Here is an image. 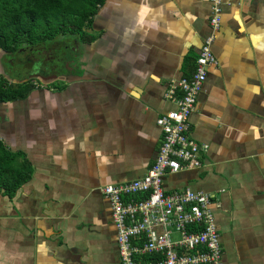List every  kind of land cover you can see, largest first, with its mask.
<instances>
[{
	"label": "crops",
	"instance_id": "0c3cea01",
	"mask_svg": "<svg viewBox=\"0 0 264 264\" xmlns=\"http://www.w3.org/2000/svg\"><path fill=\"white\" fill-rule=\"evenodd\" d=\"M210 13L209 0H104L87 50L96 72L6 103L0 141L32 172L0 190V264H121L100 188L155 160L157 117L175 107L165 90L192 74ZM211 49L188 129L208 149L164 186L213 195L225 264H264V0H222Z\"/></svg>",
	"mask_w": 264,
	"mask_h": 264
},
{
	"label": "built area",
	"instance_id": "2783aa9c",
	"mask_svg": "<svg viewBox=\"0 0 264 264\" xmlns=\"http://www.w3.org/2000/svg\"><path fill=\"white\" fill-rule=\"evenodd\" d=\"M210 33L190 76L171 80L164 96L175 107L157 117L162 132L157 155L138 178L101 186L116 229L121 264H225L211 204L213 195L191 188L167 190L166 175L202 165L208 145L189 134V117L217 59L211 45L221 23L222 0H209ZM150 255L151 258L145 259Z\"/></svg>",
	"mask_w": 264,
	"mask_h": 264
},
{
	"label": "trees",
	"instance_id": "16d2710c",
	"mask_svg": "<svg viewBox=\"0 0 264 264\" xmlns=\"http://www.w3.org/2000/svg\"><path fill=\"white\" fill-rule=\"evenodd\" d=\"M104 0H0V50L47 44L66 33L86 34ZM94 36L89 35L88 40ZM27 81H9L0 74V102L25 98L33 89ZM31 164L22 151H11L0 141V190L13 195L30 179ZM151 258L150 255L145 259Z\"/></svg>",
	"mask_w": 264,
	"mask_h": 264
},
{
	"label": "rangeland",
	"instance_id": "374dc122",
	"mask_svg": "<svg viewBox=\"0 0 264 264\" xmlns=\"http://www.w3.org/2000/svg\"><path fill=\"white\" fill-rule=\"evenodd\" d=\"M71 56L66 48L55 46L54 41L18 50L14 55H7L0 50V74L9 81H27L34 86L38 80H29L36 75L34 68L38 67L39 72L48 74L51 67L56 64L59 66L63 59Z\"/></svg>",
	"mask_w": 264,
	"mask_h": 264
},
{
	"label": "flooded vegetation",
	"instance_id": "af4514ba",
	"mask_svg": "<svg viewBox=\"0 0 264 264\" xmlns=\"http://www.w3.org/2000/svg\"><path fill=\"white\" fill-rule=\"evenodd\" d=\"M91 29L86 34H81L80 32L77 34H73L68 32L64 34V36H60L54 40L55 46L60 45L66 48L69 53L72 54V56L71 58L63 59V62L59 66H57L56 64L51 67V72L48 74L39 72L37 70L38 67L34 68V71H36V75L29 80L32 81L33 79H36L38 80V82L34 83L33 89L46 88L47 86H50L52 84L60 86V84L57 85L59 83H57V81H59L58 79H61L62 77H75L88 72L93 74L96 72V68L93 63L94 58L87 52L90 43L94 40H88L89 35L94 36V33L91 31ZM31 47L27 48L31 49ZM7 102L11 101L0 102V115L2 113H5L6 115L7 111L5 109V106Z\"/></svg>",
	"mask_w": 264,
	"mask_h": 264
}]
</instances>
